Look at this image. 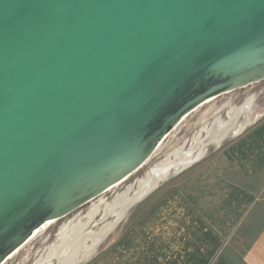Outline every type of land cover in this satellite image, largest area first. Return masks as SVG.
<instances>
[{
  "label": "water",
  "instance_id": "water-1",
  "mask_svg": "<svg viewBox=\"0 0 264 264\" xmlns=\"http://www.w3.org/2000/svg\"><path fill=\"white\" fill-rule=\"evenodd\" d=\"M263 80L264 0H0V264Z\"/></svg>",
  "mask_w": 264,
  "mask_h": 264
},
{
  "label": "crops",
  "instance_id": "crops-1",
  "mask_svg": "<svg viewBox=\"0 0 264 264\" xmlns=\"http://www.w3.org/2000/svg\"><path fill=\"white\" fill-rule=\"evenodd\" d=\"M254 97L230 110L235 130L252 121L250 112L259 107ZM248 126L216 144L210 158L208 145L203 157L158 186L132 228L86 264H264V119ZM97 213L82 222L88 244L102 235L99 228L87 229ZM110 216L105 221L113 225L117 218Z\"/></svg>",
  "mask_w": 264,
  "mask_h": 264
},
{
  "label": "rangeland",
  "instance_id": "rangeland-1",
  "mask_svg": "<svg viewBox=\"0 0 264 264\" xmlns=\"http://www.w3.org/2000/svg\"><path fill=\"white\" fill-rule=\"evenodd\" d=\"M250 96L256 97L259 107L255 108L253 112H250L252 121H250L249 124L252 123L257 117L264 119V80L247 86L243 89H238L233 92L223 94L222 96L211 100L210 102L201 106L195 112L190 114L188 117H186L183 120L184 122L182 121L183 123L180 124L181 126H179L178 129L174 131L168 137V139L161 144L159 150L148 160V162L141 169L132 174L123 183L107 191L97 199L84 205L82 208L76 210L67 217L53 222L47 229L41 231L29 243L21 247V250L19 249V251L13 257L9 258L4 264H36L40 259H43L47 252V249L50 246L58 243L60 236L59 232L62 226L69 223H71L70 226L77 224V222L85 223L87 221L86 219L89 212L97 204H99L100 210L97 213L94 222L89 223L87 228L93 230L102 228L105 223L109 222L108 220L105 221V219L100 220L103 215L104 208L115 199L117 194L124 192L130 186H132L131 191L134 192L138 187V180L145 177L152 167H154L160 161L168 158L169 155L175 154L176 150L181 146L186 145V143L192 144L195 136H197L198 133L202 132V134L205 135V131L202 130L203 126L211 125L213 120L215 119V114L218 113L217 115L220 116L223 120H227L231 115L230 110L233 107L243 104L245 100ZM215 107H218V109L215 110ZM243 117L244 118L240 122H243L247 119L246 114H244ZM231 138V135L228 136L223 144L228 143ZM191 144H189V146ZM189 146L186 148H189ZM217 147L218 146H216V144H211L210 146H208L207 155L209 158L213 156L214 150ZM175 174L176 173L171 171L169 176L159 184V187L165 185V183H169L170 180L175 177ZM154 192L155 190L149 193L143 200L133 204L124 214V217L116 224L111 232L107 234L106 238L94 249L93 253L80 264H86L90 260L100 258L105 253H107L108 246L116 244L119 241L120 237H123L122 235L124 234V232L132 228L139 216L144 213V211L150 206V198L154 194ZM113 218L114 216L111 215L109 219ZM71 248L72 249L70 255L72 254V250L74 249L73 245ZM51 262L57 264V259H52Z\"/></svg>",
  "mask_w": 264,
  "mask_h": 264
},
{
  "label": "bare ground",
  "instance_id": "bare-ground-1",
  "mask_svg": "<svg viewBox=\"0 0 264 264\" xmlns=\"http://www.w3.org/2000/svg\"><path fill=\"white\" fill-rule=\"evenodd\" d=\"M217 118H219L220 120L216 119L212 122L211 125L203 126L202 130L205 131V135H203L202 132L198 133L189 148L185 150L183 149L184 146H181L179 149L176 150L175 154L169 155L168 158L160 161L154 167H152L145 177L138 180V187L135 189L134 192L131 191L132 186H130L124 192L117 194L115 199L104 208L103 215L100 219L104 220L109 215H114L116 216L117 220H114L115 223L113 225H110V223L108 222L105 223L103 227L100 228V234L102 235H99V238H96L93 241L90 240V243L88 244L87 239H91V236L89 234H83V229L85 227L84 224L77 222V224H74L70 227L67 225L63 226L59 232L60 236L58 243H55L53 246H50L47 249V252L43 259H40L36 264H54L51 262L52 259H57V264H74L77 261L86 258L87 256H89L88 254L93 251V246L97 243L99 245V243L103 241L102 239L105 238V235L108 234L109 229H113L116 224L124 217V214L127 211L128 207L133 204V202H135L137 199H139L144 193L150 190L154 185H156L161 179L166 178L169 172L179 170L180 168L184 167L188 162H190L193 158L202 155V153H204L206 145L218 144L220 141V137L225 136L229 131H231V133L233 134H238L243 129V127H239L237 130L234 129V118L229 117V119L226 120L227 122L222 123V126L219 125L221 118L219 116ZM124 181L125 180H123V182ZM116 186L117 185H115L114 187ZM99 208V204L95 205L88 215L96 214L97 212H99ZM53 222L56 221H48L47 224L43 225L37 232H34L32 235V239L41 231L47 229ZM32 239H30L27 243H29ZM72 245L74 249L72 254L70 255ZM81 246H85L86 250L83 251V253H81L82 256L79 257V249L82 248ZM97 246L94 247L96 248ZM18 251L19 249L14 254H12L11 257H13Z\"/></svg>",
  "mask_w": 264,
  "mask_h": 264
},
{
  "label": "flooded vegetation",
  "instance_id": "flooded-vegetation-1",
  "mask_svg": "<svg viewBox=\"0 0 264 264\" xmlns=\"http://www.w3.org/2000/svg\"><path fill=\"white\" fill-rule=\"evenodd\" d=\"M66 225L70 227L71 223H69V225H68V224H65L64 226H66ZM84 225H85V224H84ZM85 226H86V225H85ZM62 227H63V226H62ZM62 227H61V228H62ZM61 234H62V233H61Z\"/></svg>",
  "mask_w": 264,
  "mask_h": 264
}]
</instances>
